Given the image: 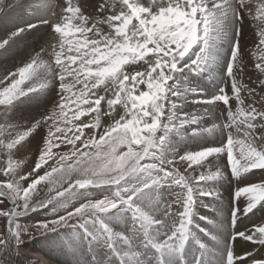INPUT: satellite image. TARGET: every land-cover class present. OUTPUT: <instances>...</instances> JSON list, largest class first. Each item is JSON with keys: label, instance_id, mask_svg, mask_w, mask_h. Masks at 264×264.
<instances>
[{"label": "snow or ice", "instance_id": "obj_1", "mask_svg": "<svg viewBox=\"0 0 264 264\" xmlns=\"http://www.w3.org/2000/svg\"><path fill=\"white\" fill-rule=\"evenodd\" d=\"M22 7V0H0L4 17ZM27 7L36 23L9 32L0 51L40 25L49 38L0 78V204L10 205L0 208V264H12L33 233L56 234L69 249L86 243L106 250L116 264H244L233 249L238 238L264 246V223L235 230L241 216L264 208V180L250 175L264 170V110L247 102L257 95L264 101V0H97L92 12L80 0H31ZM245 18L255 29L260 93L240 79ZM217 68L231 96L220 87L196 101L208 106L202 115L183 112L190 95H205L192 78ZM52 91L56 100L39 119L13 122L21 105ZM218 102L224 119L207 123ZM42 128L34 167L23 173L16 153ZM233 182L230 219L209 221L217 233L232 231L221 240L199 229L209 246L193 230L197 199L223 203L221 189ZM42 184L47 194L36 199ZM176 189L182 210H162L163 192ZM49 206L53 218L21 223ZM121 223L126 231L114 227ZM190 244L197 246L194 261Z\"/></svg>", "mask_w": 264, "mask_h": 264}, {"label": "rangeland", "instance_id": "obj_2", "mask_svg": "<svg viewBox=\"0 0 264 264\" xmlns=\"http://www.w3.org/2000/svg\"><path fill=\"white\" fill-rule=\"evenodd\" d=\"M59 2H63V0H59ZM82 4H86L87 12L94 11L92 7L97 3V0H80ZM31 3V0H22L23 7L17 9L9 14L8 17H4L0 14V39L4 38L9 32L14 31L17 27H25L27 23H36L37 18L32 16L28 9V4ZM13 17V19H11ZM16 18V20H14ZM14 20L13 23H10ZM2 23H8L6 27H1ZM5 30V32H4ZM39 30H43L41 34L36 35L39 33ZM31 35V36H29ZM36 37L38 40L36 43H33L34 38ZM43 35V36H41ZM27 37L26 40L17 41L13 44V46L7 51H0V78L8 73L15 71L18 67L22 66L24 63L29 62L30 58L36 53L40 51V48L45 45L46 41L49 38V29L46 25H40L36 29H32L30 31H26L22 37ZM29 36V37H28ZM21 38V37H20ZM255 29L248 18H245L243 21V32L240 38L241 48L243 51L244 56V68L243 73L240 79L249 85V87L256 88L257 93H260V88L258 86V76L260 75L254 68V58L252 57L251 53L255 47ZM23 44V46L21 45ZM34 44V45H31ZM21 45V47L19 46ZM19 46V47H18ZM16 49V50H14ZM18 50V51H17ZM24 51L25 54H28L25 61L22 63L17 61V65L11 66L12 62L10 60L13 57L12 54H17V52ZM19 60V59H18ZM22 64V65H20ZM20 65V66H19ZM218 70V71H217ZM213 73L219 74L218 77L213 82ZM212 80V82H211ZM207 81V82H206ZM211 82V83H210ZM192 83L204 90V96H189L187 102L184 104L182 108L183 112H187L190 114H198L202 115L204 112L205 107L202 103H197L196 101H200L210 97V94L217 92L220 87H225L228 94L231 96V84L228 78L224 75V72L217 68L215 71L209 73L205 72L200 75H197L192 78ZM45 96V97H44ZM56 100V92L52 91L51 94H45L37 97L33 101L21 105L13 114L12 120L14 123H19L21 125H26L27 123L33 121L34 119H39L46 110L50 109L53 105V102ZM255 101L256 106L262 110H264V101L260 100L259 95L254 96L250 99L252 102ZM233 107H235V101H232ZM212 109V110H211ZM210 111L212 115L214 114V120L219 119L217 122H222L224 119L225 113V106L222 102H218L217 105L211 107ZM207 118V119H206ZM205 120L207 123H211L208 121L209 117H206ZM3 117L0 116V120ZM105 123L108 121L105 120ZM46 129H38L36 133L33 134L32 137L29 138L30 143L26 148H22L18 153H16V158L23 160L24 167L22 169L23 173H28L34 167L35 161L38 156V148L41 145L42 137L45 135ZM219 143L218 138H209V143ZM188 148H195L196 145L192 142H189L187 145ZM185 148L184 145H181V149ZM223 163V161H222ZM183 170V166L181 168ZM42 174V171H41ZM251 175V182H261L264 180V170H254V174ZM4 177L0 175V180H3ZM30 181L25 182V186ZM235 182L230 186L225 184L221 189L222 196H223V203L217 202L212 200L209 197H199L197 199V203L195 205V216L194 222L198 225V228H194L193 230L196 232V235L205 243L209 244V246L213 245V241L204 232H201L199 229L203 228L209 232H213L220 236V239L223 240L224 236L231 232L232 229L230 227L221 234L217 233L213 228V224L209 223V221L220 222L221 220H229L230 219V197L233 188L235 187ZM39 194L36 196V199H42L47 194L46 186L43 184L38 186ZM179 189L167 190L164 191L162 194V202H161V209L171 207L168 209L170 213H177L181 211V206L179 203L176 202V195L175 193L178 192ZM97 197H99V193H95ZM246 201L241 199L240 207H244ZM10 205L5 202L4 204H0V208L7 209ZM59 214H63L60 212ZM205 219H201V218ZM51 219V206L48 208L38 209L34 213H30L28 216L21 219V223L24 224H33L37 221H42L44 219ZM264 223V208H258L254 210V214H249L248 216H241L236 225V231H248L254 225H259ZM6 227V219L0 217V231H3ZM117 231H126L129 227L128 224L121 223L118 225H114ZM70 229H63L61 230L62 234L70 232ZM23 244L20 248L19 254L14 255L12 257V264H80L83 260L85 263L91 264H109L111 260V264H116L115 258L108 257L106 255V250L93 248L89 249L86 243L81 244L79 248L69 249L62 245L60 238L56 236V234H48L40 235L37 233H33L31 236L25 235L23 237ZM242 242V243H241ZM242 245V246H241ZM191 248V252L188 256L189 261H194L195 256L198 255L196 251V247L192 244L189 245ZM244 248V250H243ZM234 253L237 256L246 257L244 264H252L253 259L255 260H264V246L259 244H251L250 242L243 241L241 239H237L233 244ZM218 251L220 249H217ZM81 254L82 257H79ZM256 253H260L261 255H256ZM257 257V258H256ZM80 262V263H79ZM89 263V264H90Z\"/></svg>", "mask_w": 264, "mask_h": 264}, {"label": "bare ground", "instance_id": "obj_3", "mask_svg": "<svg viewBox=\"0 0 264 264\" xmlns=\"http://www.w3.org/2000/svg\"><path fill=\"white\" fill-rule=\"evenodd\" d=\"M11 19H13V17L11 18ZM14 20H16V18L14 19ZM14 20H12L10 23H13L14 22ZM6 25H8V23H2L1 22V27L2 28H4V27H6ZM4 32H5V30H4ZM39 33H37L36 35H38V34H41L42 32H43V30L41 31V30H39L38 31ZM29 36H31V35H29ZM28 36V37H29ZM41 36H43V35H41ZM32 37L34 38V40H33V43H36V41L38 40L36 37H39V36H33L32 35ZM26 38L27 37H25V36H23V37H21V38H19V41H22V40H26ZM19 41H17V42H19ZM47 42V41H46ZM19 43H22V42H19ZM22 46H23V44H21ZM21 45H19L20 47H21ZM31 45H34V44H31ZM18 46V47H19ZM14 50H16V49H14ZM18 51V50H17ZM13 55V57H11L10 58V60H11V62H12V64H11V66H13L14 65V63H15V65H17V61L20 63H22L23 61H25V59L29 56L28 54H25V52L24 51H22L21 53L20 52H17V54H12ZM28 55V56H27ZM19 59V60H18ZM20 65H22V64H20ZM19 65V66H20ZM218 71V70H217ZM218 75L219 74H217V73H213V75H212V77H213V82L216 80V78L218 77ZM212 80H211V82H212ZM207 82V81H206ZM210 82V83H211ZM215 84L217 83V82H214ZM211 95V94H210ZM45 97V96H44ZM212 110V109H211ZM206 118V117H205ZM207 119V118H206ZM209 120L208 121H211V120H214L215 118H214V114L212 115V112L210 111V116H209V118H208ZM242 243V242H241ZM242 246V245H241ZM243 250H244V248H243ZM80 254V253H79ZM256 255H261L260 253H256ZM83 256V255H82ZM81 256V254L79 255V257H82ZM257 258V257H256ZM254 260V259H253ZM256 260V259H255ZM82 261V263H80V264H84V262H83V260H81ZM90 263V262H89ZM88 263V264H89ZM85 264H87V263H85ZM91 264V263H90Z\"/></svg>", "mask_w": 264, "mask_h": 264}]
</instances>
